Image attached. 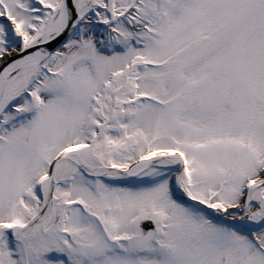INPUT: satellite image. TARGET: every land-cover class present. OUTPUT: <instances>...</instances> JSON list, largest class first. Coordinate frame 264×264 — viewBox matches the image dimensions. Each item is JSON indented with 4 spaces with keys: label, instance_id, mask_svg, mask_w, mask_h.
<instances>
[{
    "label": "snow or ice",
    "instance_id": "obj_1",
    "mask_svg": "<svg viewBox=\"0 0 264 264\" xmlns=\"http://www.w3.org/2000/svg\"><path fill=\"white\" fill-rule=\"evenodd\" d=\"M0 264H264V0H0Z\"/></svg>",
    "mask_w": 264,
    "mask_h": 264
}]
</instances>
